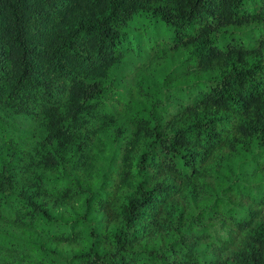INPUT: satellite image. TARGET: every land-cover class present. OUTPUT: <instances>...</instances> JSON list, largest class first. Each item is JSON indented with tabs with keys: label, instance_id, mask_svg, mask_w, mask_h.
Listing matches in <instances>:
<instances>
[{
	"label": "trees",
	"instance_id": "16d2710c",
	"mask_svg": "<svg viewBox=\"0 0 264 264\" xmlns=\"http://www.w3.org/2000/svg\"><path fill=\"white\" fill-rule=\"evenodd\" d=\"M139 15L205 80L160 121L111 130L104 81L140 50L124 30ZM262 23L264 0H0V109L38 128L0 152V223L31 230L61 208L71 224L54 238L80 246L65 264H264V185L213 182L253 145L264 177V32L225 34Z\"/></svg>",
	"mask_w": 264,
	"mask_h": 264
},
{
	"label": "rangeland",
	"instance_id": "374dc122",
	"mask_svg": "<svg viewBox=\"0 0 264 264\" xmlns=\"http://www.w3.org/2000/svg\"><path fill=\"white\" fill-rule=\"evenodd\" d=\"M124 30L130 37L141 30L142 36L139 38L141 47L138 51H130L118 65L111 68L104 81L105 96L111 100L108 102V110L115 121L111 130L115 127H124L135 114L161 120L164 110H168L169 115L174 113L178 102H183L193 92L195 76L198 75V71L187 61V54L183 49L172 50L164 43L168 34L161 25L139 15L134 17ZM225 31V34L233 33L242 44L249 45L253 44L258 34L264 32V23L249 24L241 28L228 27ZM155 41L158 44L153 47ZM198 76V79L205 80V76L201 74ZM19 132L35 137L38 128L24 124L18 117L0 109V152L3 146H11L7 137L15 138ZM101 138L104 144L108 143L109 149L100 167L101 173H105L108 166L114 163L110 160L111 133ZM96 146H101L100 140L96 141ZM260 151L261 148L253 145L248 149H242L235 156L227 157L223 166L216 172L214 184L217 186L239 182L253 192L261 188L264 185V177L261 171L255 169L261 161L258 155ZM218 194L219 191L213 189L210 195L207 193L202 199ZM191 205L193 212H197L198 207L192 202ZM48 216L31 230L14 228L1 222L0 264H27L23 257L27 253L34 256L37 250L45 262L49 259L56 264H65L73 254H76L79 245L57 241L54 238L60 232L68 233L71 219L67 217V213L59 208L50 211ZM85 219L87 222H84L81 229L83 228L87 234L94 228L96 222L90 220L89 216Z\"/></svg>",
	"mask_w": 264,
	"mask_h": 264
}]
</instances>
